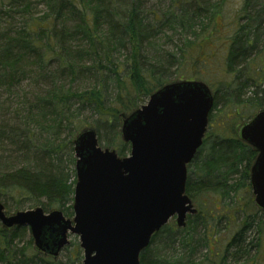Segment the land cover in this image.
I'll return each mask as SVG.
<instances>
[{"label":"trees","instance_id":"16d2710c","mask_svg":"<svg viewBox=\"0 0 264 264\" xmlns=\"http://www.w3.org/2000/svg\"><path fill=\"white\" fill-rule=\"evenodd\" d=\"M146 2L0 0V91H21L20 84L28 74L41 86L31 101L0 106L12 107L13 113L8 123H0V148L8 144L16 155L13 161L0 157V199L15 201V211L27 199L33 202L30 208L40 206L45 212L61 209L69 217L75 184V135L82 128L92 127L103 148L126 156L129 145L120 138L121 114L140 107L167 82L204 81L196 70L202 62V46L218 26L220 7L206 5L204 0H176L164 12H155ZM240 8L227 38L225 65L237 79L244 76L243 66L248 67L250 77L225 85L220 101L217 95L222 91L213 92L208 127L187 166L190 172L185 188L193 203L200 194H211L216 204L226 206L224 213L230 207L227 200L234 202L232 198L244 188V182L251 187L249 169L257 154L241 140L239 129L264 109V91L241 97L248 86L256 91L261 83L264 85V57H256L264 51V0H242ZM175 36L180 45L174 44ZM170 43L175 47L170 49ZM254 61L258 63L252 65ZM188 68L193 72L188 73ZM240 104L260 108L245 119L240 115ZM197 204V212L187 215L184 228L170 220L151 237L140 253V264L211 262L209 247L218 242V224L224 216L216 207L214 213L199 201ZM4 208L11 212L9 204ZM235 211L227 216L233 217ZM248 216L245 214L243 220ZM243 231L241 228L228 241L222 255L225 259L219 264H225L227 256L231 264H239L238 258L248 253L247 248L235 245ZM202 252L212 256L205 254L200 259ZM57 259L44 256L34 247L27 227L0 225V264H60ZM81 260L76 246L66 264Z\"/></svg>","mask_w":264,"mask_h":264},{"label":"water","instance_id":"95a60500","mask_svg":"<svg viewBox=\"0 0 264 264\" xmlns=\"http://www.w3.org/2000/svg\"><path fill=\"white\" fill-rule=\"evenodd\" d=\"M213 103V91L202 80L163 84L140 107L120 115L126 156L101 147L94 128H82L72 141V217L40 206L7 213L0 201L1 226L27 227L44 256L57 258L76 235L79 264H140L155 233L171 219L184 228L187 215L197 212L185 193L187 166L203 143ZM239 134L257 153L249 179L254 203L264 209V109Z\"/></svg>","mask_w":264,"mask_h":264},{"label":"rangeland","instance_id":"374dc122","mask_svg":"<svg viewBox=\"0 0 264 264\" xmlns=\"http://www.w3.org/2000/svg\"><path fill=\"white\" fill-rule=\"evenodd\" d=\"M146 1H147L146 6L148 9H151V11L164 12L166 9H169V6L171 5V3L175 2L176 0H146ZM204 1L207 2V4L204 2L206 5H213V4L218 5L220 7V14L216 17L218 26L214 30V33L212 32L211 33L212 35L210 34L209 42L204 43L202 46V51L200 53V58H199V60L202 62L197 67L196 75L202 78L205 81V83H207L208 86L212 89L214 93L218 89L222 91L220 94L218 93L217 95V98H218V97H221L224 91L226 90L225 85L232 83L233 80H243L245 77L247 78L250 77V75L247 74L248 67L243 66V71L241 72V74H244V76L237 79L235 73H229L225 65L227 48L229 46V40L227 38H228V35L230 34V29L233 26V23L235 22L234 20H237L238 12L239 10H241L240 7H241L242 0H204ZM192 2L193 0H191V3ZM176 4H179V3H174V5ZM40 10H41V7H38V11ZM14 19L15 17H13V21ZM16 19L19 20L20 18H16ZM4 24L5 23L2 22L3 26ZM0 29L2 28L0 27ZM197 33L201 35V32H197ZM174 40H175L174 44L180 45L178 36H175ZM174 44L170 43L168 47L170 49L174 48L175 47ZM256 57L257 59L264 57V51L258 53ZM257 63L258 62L254 61L252 62V65H255ZM187 72L192 73L193 70L191 68H188ZM249 73L250 74L252 73V69L249 70ZM26 77H27L26 80H24L20 84L21 91H14L15 88H13V90L10 91V93L6 91H0V106L5 107V106L10 105L14 107L16 104H19L21 101L23 102L25 99L26 101L33 100L32 98L38 92H40L41 86L39 85L38 81H35L34 78H29L31 77L30 74H28ZM254 81L256 80L254 79ZM263 91H264V85L262 83L261 85L257 87L256 91H255V87L248 86L244 90L243 96L241 97L242 99H246L248 97H251V95L253 94H260V92L262 93ZM218 100L220 101V98H218ZM220 108H221V105L217 107V109H220ZM259 108L260 107H258L257 105L252 106L250 104H247V105L240 104V106H238L241 117L245 119L251 117V115H253V113L257 111ZM11 109L8 110V109L0 108V123L2 122L8 123V119L13 117V113L11 112ZM12 151H13V147L8 144L6 147L0 148V157L2 158V160L13 161L16 158V155ZM73 155H74V152H73ZM26 160L29 161V158L26 157ZM27 164H31V163H27ZM189 172L187 170V175L189 174ZM193 174H194V171L192 167L191 176ZM243 187L244 188L240 189L239 192L236 194V196L232 198L234 202L233 201L231 202V200H227V202L230 203V207L227 208L229 209L228 212H231L232 210H236L235 215L233 217H228L227 216L228 212L224 213L223 210L226 206H221L220 202L216 204L214 202L215 198L211 194H208V193L200 194L198 198L196 199L195 203H193L198 208L199 205L197 204V201H199L201 204H203V208H205L207 211L210 210L215 213L216 209H218L217 212H220V214L224 216L222 221H220V223L218 224V230H219L218 242L216 243L215 246L209 247L211 251L210 254H213L212 259L210 258L211 262H204V264L221 263L225 259V256L223 259L222 255L225 251L228 241L235 235L236 232L241 231V228L244 229V231L242 232L243 235L241 238L238 237L239 240L235 242V245L238 246L240 249H243L244 247L247 248L248 253L242 257H239L238 263L239 264H243V263L245 264H264V209L259 208L254 203L252 190H251V187L248 186L247 182H244ZM250 200L252 201L251 203H249ZM0 201L3 203V205L4 204L10 205L11 212L9 213L15 212L14 210L15 203H16L15 201L8 199V202H6L2 198L0 199ZM20 204L23 205V207L17 210L29 209L31 207L30 205H32L33 202L32 200L26 199V200H22ZM70 204H71V210H70L71 215L69 216V218H71L73 215L72 203H69L68 205ZM245 214L247 216L249 215L246 221L245 219L243 220ZM249 220H250V224H248ZM254 224L258 225V227L260 228L258 227L256 228ZM248 225H251V226L245 230L246 226ZM27 239H28V235L26 237V241ZM69 241L70 243L67 246L68 249L66 251L62 250L59 253L57 263L66 264L68 257H70L75 252V247L76 246L79 247V240L76 235H70ZM20 245H23V242H21ZM79 250H80V259H81L83 258V253L80 247H79ZM205 254H208V253L202 252L198 254V258L203 259ZM211 256L212 255H209V257ZM225 261H226L225 264H231L230 257L227 256ZM75 264H78V263L76 262Z\"/></svg>","mask_w":264,"mask_h":264}]
</instances>
